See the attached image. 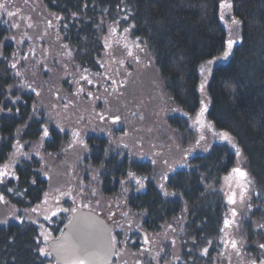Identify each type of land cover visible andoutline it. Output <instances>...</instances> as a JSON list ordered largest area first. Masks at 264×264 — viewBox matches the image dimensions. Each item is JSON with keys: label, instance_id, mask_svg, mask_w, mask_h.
Returning a JSON list of instances; mask_svg holds the SVG:
<instances>
[{"label": "trees", "instance_id": "obj_1", "mask_svg": "<svg viewBox=\"0 0 264 264\" xmlns=\"http://www.w3.org/2000/svg\"><path fill=\"white\" fill-rule=\"evenodd\" d=\"M40 2L56 20L59 40L68 46L82 74L100 73L104 36L111 25H120L137 41L133 44L138 49L152 56L164 91L177 109L169 123L183 144L195 139L190 119L197 114H206L219 132L207 151L196 152L185 168L167 175L164 190L157 178V192L150 188L139 201L152 230L160 231L172 219H183L181 264H213L227 208L219 188L222 177L237 165V150L254 181V217L264 218V0ZM225 4L231 7H222ZM234 24L239 33L224 58ZM7 37L8 27L1 24L0 43L5 46L0 51V163L12 152L15 137L38 140L44 131L41 125L56 142L49 144L52 151L57 152L60 138L52 122L42 115L39 119L35 89L17 87L14 45ZM205 65L212 67L203 74ZM27 85L34 86L29 81ZM18 173L17 196L8 193L10 200L20 208L40 202L47 182L38 161L23 162ZM114 189L107 182L104 192L111 194ZM38 237L39 227L30 221L0 224V264H47ZM259 243L264 244V236L252 232L251 250Z\"/></svg>", "mask_w": 264, "mask_h": 264}, {"label": "rangeland", "instance_id": "obj_2", "mask_svg": "<svg viewBox=\"0 0 264 264\" xmlns=\"http://www.w3.org/2000/svg\"><path fill=\"white\" fill-rule=\"evenodd\" d=\"M0 4H5L0 8V26L8 27L6 41L14 45L12 63L17 67V87L22 90L24 86L31 92L35 89L39 119L43 116L65 135L57 152L46 149L47 135L31 143H16L0 172L10 175L21 159L34 157L47 189L42 200L26 210L11 204L0 189V224L22 220L34 223L39 227V242L45 252L51 230L46 223L63 217L65 209L72 214L83 207L98 212L113 228L118 247L114 264L182 263L183 219L166 222L160 231L146 230L144 214L128 206L132 192L144 188V179L131 176L122 181L119 193L104 194L100 170L85 161L89 155L87 139L105 136L116 150L150 160L164 190L167 175L185 168L196 152L207 151L219 132L206 114H197L190 119L195 139L183 144L169 123L177 109L164 91L152 56L138 49L133 44L137 41L120 25H111L104 36L100 73L82 74L68 46L59 40L56 20L40 0H0ZM224 15L227 19V8ZM235 25L230 29L232 41L239 33ZM4 43H0L1 52ZM211 67L205 65L203 74ZM28 81L34 86L27 85ZM237 152V165L222 177L219 188L227 208L220 250L213 256V264H264V247L259 243L256 250H251L249 245L252 232L264 236V218L254 217V181L244 168L241 152ZM236 169L246 176L241 177ZM4 177H0L2 182Z\"/></svg>", "mask_w": 264, "mask_h": 264}, {"label": "flooded vegetation", "instance_id": "obj_3", "mask_svg": "<svg viewBox=\"0 0 264 264\" xmlns=\"http://www.w3.org/2000/svg\"><path fill=\"white\" fill-rule=\"evenodd\" d=\"M42 128L44 129L43 133H45V130H47V133H48L47 134V140L45 141L46 149L49 152H55V151H52L51 148H49L50 147L49 144H52L54 142L53 135L51 134V132L49 131L48 128H44V126L41 125V129ZM58 130L60 131L59 128H58ZM42 135H45V134H42ZM42 135L40 134V137ZM59 135H60V138H59V140H57V144H58L57 151L60 150L62 144L64 143V138H65V135L61 131H60ZM87 140H88V145H89V155L85 158V161L88 164H91L92 167L94 166L95 168H98L100 170V177L102 179V185H103L102 192L104 194H107L104 192V188H105L107 182H108V185L111 187V189L115 188L114 192H112L111 194H107V195H114V194L120 192V190L122 188V181L123 180L127 181L131 176H137V177L144 179V181H145L144 182L145 183L144 188L142 189V191H139L137 193L132 192V194L128 198V206L130 207V209H132L134 211L142 212L144 214L145 218H144L143 225H144V228L146 230H148L150 232L156 231V230H152L151 228H149L150 225L147 224V221H146L147 217H146L145 211H144V209H142V210L140 209V202H139L140 197L145 195L150 188H153L157 192V171H156L155 164H152V162L150 160L149 161L148 160H142V159H140V157L133 156L129 152L125 151L124 149L116 150L114 147H112V145H110L109 139L106 138L105 136L92 135ZM18 141L24 142V140H18L17 137H15V141H14L13 146H12L13 150H14V147ZM26 142H29V141H26ZM31 142H33V141H31ZM31 142H29V143H31ZM54 143H56V142H54ZM13 150H12V152H13ZM12 152L10 153V155L12 154ZM96 155H99L97 162L95 160ZM9 156H8V158H9ZM7 159L5 160V162L7 161ZM33 161H37V159H35L34 157L27 158V159H21L20 162L14 166V170H13L14 172H11L10 175H6L4 177V182H2V179L0 178V189H1V191L3 193H5L8 200L11 202V204H13L15 207H17L20 210L30 209L34 206V204L28 202L29 204H27L26 207L20 208L16 203H13L10 200L8 193L14 194L15 196H17V194H16L17 189H18L17 188V182L20 180V176L18 173V167L23 162H27L31 165L33 163ZM5 162L0 163V168L3 167V164ZM38 163H39V161H38ZM96 163L98 165H96ZM146 168H148V170H151V172L149 174L147 172H145ZM31 183H33L32 182V176H31L30 184ZM46 185H47V183H46ZM46 189H47V187H46ZM46 189H45V191H46ZM25 192H26V190H25ZM44 194H45V192L42 194V198H43ZM42 198H41V200H42ZM80 210H89V211L95 212L112 229V241H113V246L116 247V249H117L116 250V257H117L118 247L114 243V238H115L114 237V230L111 227V225L109 224V222H107L95 210L87 209V208H83V207H78L76 210L73 211L72 214H69V210L65 209L64 213H63V217H60L59 219H54L52 222L49 221L46 223V225L48 226V229H51L50 232L48 233L49 241L47 243V248H46L45 252L42 251V245L40 244V247H41L40 252H41L43 258L46 260L47 264H58V262L52 256V254L49 250V243L52 241H54V242L58 241L64 236V233L66 232L67 228L70 227L75 222L74 218ZM74 237H69V241L66 240V238H65L66 242L65 241L64 242H65L66 248H67V251L65 252V256H68V254L69 255L73 254L72 252H74V254L76 253L75 244H77L79 241H81V238H79V241L77 243H75L76 241L73 240ZM38 242H39V237H38ZM73 242H74V245H73ZM81 244H82V242L78 243V245L80 247H81ZM73 248H74V250L70 252V250H72ZM219 250H220V246H219ZM219 250H218V252H219ZM78 253H79V251L76 254H78ZM207 254H208V251L206 250L205 255H207ZM116 257H115L114 261L116 260ZM113 264H114V262H113Z\"/></svg>", "mask_w": 264, "mask_h": 264}, {"label": "water", "instance_id": "obj_4", "mask_svg": "<svg viewBox=\"0 0 264 264\" xmlns=\"http://www.w3.org/2000/svg\"><path fill=\"white\" fill-rule=\"evenodd\" d=\"M74 221L60 240L49 243V250L58 264H78L79 260H83L84 264H113L117 249L113 246L112 229L108 224L89 210H80ZM69 237H74L75 243L81 238L79 242L82 244L81 247L79 242L75 244L78 254L72 252L73 254L65 256V238L69 241ZM73 250L74 248L70 252Z\"/></svg>", "mask_w": 264, "mask_h": 264}, {"label": "snow or ice", "instance_id": "obj_5", "mask_svg": "<svg viewBox=\"0 0 264 264\" xmlns=\"http://www.w3.org/2000/svg\"><path fill=\"white\" fill-rule=\"evenodd\" d=\"M2 7H5V4H0V8H2ZM222 7H231V5H229V4H225V5H222ZM8 14H9L10 16L13 15V13H8ZM222 16H223V13H222ZM233 23H238V22L234 20ZM233 43H234V42L231 41V40L228 41V43H227V47H228V50H229V51H225V53H224V58H227V56L229 55V52H230V50H231V48H232ZM209 63H211V61H209ZM201 88H203V85H201ZM44 134H45V135L48 134V133H47V130H45V133H44ZM224 138H225V139H228L227 135H225ZM235 171L238 172L239 175H240L241 177H245V176H246V173L240 171L239 169H236ZM6 175H7V172H6V171H5V172H0V177L6 176ZM2 199H3V197L0 196V200H2ZM53 215H55V213H53ZM233 246H235V245H233ZM262 247H264V245H262ZM205 251H206V250H205ZM78 264H84V261H83V260H79V261H78Z\"/></svg>", "mask_w": 264, "mask_h": 264}]
</instances>
